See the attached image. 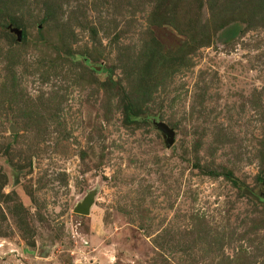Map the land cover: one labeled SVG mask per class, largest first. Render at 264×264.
<instances>
[{
    "label": "rangeland",
    "instance_id": "374dc122",
    "mask_svg": "<svg viewBox=\"0 0 264 264\" xmlns=\"http://www.w3.org/2000/svg\"><path fill=\"white\" fill-rule=\"evenodd\" d=\"M0 264H264V0H0Z\"/></svg>",
    "mask_w": 264,
    "mask_h": 264
},
{
    "label": "water",
    "instance_id": "95a60500",
    "mask_svg": "<svg viewBox=\"0 0 264 264\" xmlns=\"http://www.w3.org/2000/svg\"><path fill=\"white\" fill-rule=\"evenodd\" d=\"M18 37L20 38V32H18ZM155 125L160 131H162L166 135L167 145L168 146L172 145L174 140V131L162 121L155 122ZM91 205H92V199H86L84 202H82L75 208V211L78 213L88 214Z\"/></svg>",
    "mask_w": 264,
    "mask_h": 264
}]
</instances>
